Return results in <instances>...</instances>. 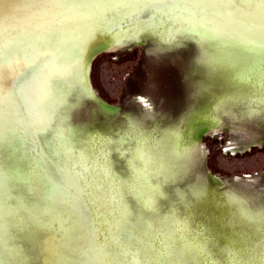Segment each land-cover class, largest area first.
Returning a JSON list of instances; mask_svg holds the SVG:
<instances>
[{"label": "water", "instance_id": "95a60500", "mask_svg": "<svg viewBox=\"0 0 264 264\" xmlns=\"http://www.w3.org/2000/svg\"><path fill=\"white\" fill-rule=\"evenodd\" d=\"M36 3L0 2V264H264V0Z\"/></svg>", "mask_w": 264, "mask_h": 264}, {"label": "clouds", "instance_id": "9594fccd", "mask_svg": "<svg viewBox=\"0 0 264 264\" xmlns=\"http://www.w3.org/2000/svg\"><path fill=\"white\" fill-rule=\"evenodd\" d=\"M248 103L250 102H247L241 99V100H226V101H223L217 104L216 109H215L216 114H217V119H220L223 116H228L233 106L237 104L246 105ZM251 103H255V101H252ZM229 203L235 205L240 215L243 216L250 223H259L261 220H264V208L252 210L249 207L243 206V205H246L247 202L243 201L239 197L229 198Z\"/></svg>", "mask_w": 264, "mask_h": 264}, {"label": "snow or ice", "instance_id": "6c2138e0", "mask_svg": "<svg viewBox=\"0 0 264 264\" xmlns=\"http://www.w3.org/2000/svg\"><path fill=\"white\" fill-rule=\"evenodd\" d=\"M0 2H2V0H0ZM43 2H49V0H37L36 4L43 3ZM108 46H110V45L109 44H105V47H108ZM0 51H2V49H0ZM84 69H87V65L86 64L82 65V75L84 76L85 83H87L88 77L86 75H84V71H83ZM2 91H3V88H2V85H0V93H2Z\"/></svg>", "mask_w": 264, "mask_h": 264}, {"label": "flooded vegetation", "instance_id": "af4514ba", "mask_svg": "<svg viewBox=\"0 0 264 264\" xmlns=\"http://www.w3.org/2000/svg\"><path fill=\"white\" fill-rule=\"evenodd\" d=\"M198 118H200V117H198ZM207 135V134H206ZM205 136V135H204ZM204 136H202V138L204 137ZM202 138H201V140H202ZM201 142V141H200Z\"/></svg>", "mask_w": 264, "mask_h": 264}]
</instances>
